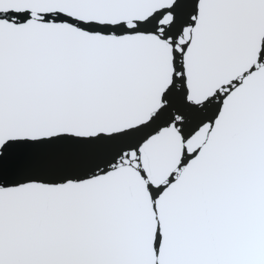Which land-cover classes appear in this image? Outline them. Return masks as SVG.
I'll use <instances>...</instances> for the list:
<instances>
[{
  "label": "snow or ice",
  "instance_id": "1",
  "mask_svg": "<svg viewBox=\"0 0 264 264\" xmlns=\"http://www.w3.org/2000/svg\"><path fill=\"white\" fill-rule=\"evenodd\" d=\"M0 264H264V0H0Z\"/></svg>",
  "mask_w": 264,
  "mask_h": 264
}]
</instances>
